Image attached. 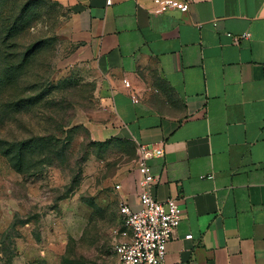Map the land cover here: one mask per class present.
<instances>
[{
    "label": "crops",
    "instance_id": "0c3cea01",
    "mask_svg": "<svg viewBox=\"0 0 264 264\" xmlns=\"http://www.w3.org/2000/svg\"><path fill=\"white\" fill-rule=\"evenodd\" d=\"M62 1L76 60L101 76L91 137L164 144L149 160L152 194L183 209L166 264H264V0H188L162 14L154 0ZM140 177L135 163L117 181L134 209Z\"/></svg>",
    "mask_w": 264,
    "mask_h": 264
},
{
    "label": "rangeland",
    "instance_id": "374dc122",
    "mask_svg": "<svg viewBox=\"0 0 264 264\" xmlns=\"http://www.w3.org/2000/svg\"><path fill=\"white\" fill-rule=\"evenodd\" d=\"M70 19L62 0H0V32L15 24L21 51L38 45L30 68L39 86L26 94L40 96L14 106L8 95L21 87L0 79V150L18 139L45 152L20 171L0 151V264H118L111 248L122 216L116 185L137 150L128 141L98 142L84 125L101 105V76L76 60ZM8 46L1 45L0 62L16 50Z\"/></svg>",
    "mask_w": 264,
    "mask_h": 264
},
{
    "label": "built area",
    "instance_id": "2783aa9c",
    "mask_svg": "<svg viewBox=\"0 0 264 264\" xmlns=\"http://www.w3.org/2000/svg\"><path fill=\"white\" fill-rule=\"evenodd\" d=\"M154 4L152 12L156 14L170 10L187 12L189 9L188 0H154ZM250 35V32H244L233 38L239 41ZM123 82L132 91V95L136 96L137 91L131 82L128 79ZM148 90L153 89L148 87ZM164 154L163 143L140 144L137 148L136 163L141 174L138 192L140 207L134 209L127 201H121L122 222L111 230V248L118 264H166L167 244L180 224L183 209L181 198L170 196L160 201L152 194V187L158 178L153 174L149 160ZM116 186L120 188L119 184ZM185 237L192 239L193 234L189 233Z\"/></svg>",
    "mask_w": 264,
    "mask_h": 264
},
{
    "label": "trees",
    "instance_id": "16d2710c",
    "mask_svg": "<svg viewBox=\"0 0 264 264\" xmlns=\"http://www.w3.org/2000/svg\"><path fill=\"white\" fill-rule=\"evenodd\" d=\"M9 26V29L7 28ZM4 28V27H3ZM15 29V24L8 23L6 27L4 28V31L0 32V51H1V45L9 48L8 42H10V47L16 48V50L13 52L11 50L6 51L4 53V58L2 62H0V75L1 80L4 83L5 87L14 85L16 88L21 87V91L19 94L14 96H9L8 102H10L12 105L16 106L20 105L22 102L26 101L25 99L33 98L35 99L34 102H32V105L35 104L40 96L37 94H34L33 96L30 94L27 95L28 87L32 88L33 90L38 89L39 81L38 77L36 76L37 73L30 68L31 66H34L36 64V61L34 59V55L38 49L37 44H32L30 48L26 49V52H23L20 50L22 47V44L20 42V37L13 34V31ZM5 32L8 36H4ZM33 58V59H32ZM23 82V84H22ZM25 83H27V88L24 86ZM16 97V98H15ZM11 98V100H10ZM14 99V100H13ZM16 99V100H15ZM26 141H31L26 140ZM113 141V140H110ZM123 141V140H118ZM99 142V141H98ZM109 142V141H106ZM131 142V141H128ZM23 143H30L25 141H20L18 139L15 140H7L4 149L0 150L13 164L18 170H23L24 165L26 164L27 160L31 159L34 155H45V152H37L35 148H30V146H27Z\"/></svg>",
    "mask_w": 264,
    "mask_h": 264
}]
</instances>
